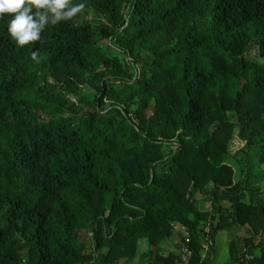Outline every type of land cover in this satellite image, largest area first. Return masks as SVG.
I'll return each instance as SVG.
<instances>
[{"label": "trees", "instance_id": "trees-1", "mask_svg": "<svg viewBox=\"0 0 264 264\" xmlns=\"http://www.w3.org/2000/svg\"><path fill=\"white\" fill-rule=\"evenodd\" d=\"M73 2L101 21L23 48L0 17V264H142L141 240L143 264H176L182 245L213 264L236 226L230 264H264V197L244 200L226 162L258 146L264 163V0Z\"/></svg>", "mask_w": 264, "mask_h": 264}, {"label": "rangeland", "instance_id": "rangeland-1", "mask_svg": "<svg viewBox=\"0 0 264 264\" xmlns=\"http://www.w3.org/2000/svg\"><path fill=\"white\" fill-rule=\"evenodd\" d=\"M76 21L86 20L91 23H98L100 22L99 16H97L93 10L87 9L82 10L75 16ZM104 45H108V42L105 41ZM111 54H115L119 58H123V54L115 49L110 50ZM89 86L85 85L78 89L80 94L88 96L90 94ZM70 101L75 102L76 97L73 95H68ZM247 155H238L236 158H226V162L229 163L234 169V180H241L244 182V200H247L249 190H257L262 196L264 197V163L259 164L258 158L260 155V150L258 146L250 147L247 149ZM165 152H168V149H165ZM245 159V161L243 160ZM243 162V164H241ZM245 177L248 178V181L245 182ZM197 201L200 204V208L202 210H211V204L207 200H203L201 195L197 196ZM220 204L225 206L230 205L227 200H220ZM218 217V215H217ZM217 217L215 218L214 222L216 223ZM174 229L176 233L184 234L183 229L178 224L174 223ZM172 235L168 239H165L160 244V249L164 251V253L169 251H176L178 250V236ZM245 231L240 227H230L225 229L224 231L217 233L216 240H215V253L212 257L213 264H230V256H229V245L231 242L234 243L235 247V254L238 256L241 255L243 252V245L241 237L245 236ZM149 250V246L145 240H141L139 242V258L140 261L146 263L147 261V251ZM121 260L120 262H122ZM132 264H135L133 262Z\"/></svg>", "mask_w": 264, "mask_h": 264}, {"label": "clouds", "instance_id": "clouds-1", "mask_svg": "<svg viewBox=\"0 0 264 264\" xmlns=\"http://www.w3.org/2000/svg\"><path fill=\"white\" fill-rule=\"evenodd\" d=\"M84 8L73 0H0V17L8 15L7 32L23 48L39 42L46 26L68 21ZM31 58L37 59L35 51Z\"/></svg>", "mask_w": 264, "mask_h": 264}, {"label": "built area", "instance_id": "built-area-1", "mask_svg": "<svg viewBox=\"0 0 264 264\" xmlns=\"http://www.w3.org/2000/svg\"><path fill=\"white\" fill-rule=\"evenodd\" d=\"M204 231H208V225H206V227L204 228ZM185 237H186V242L188 241L187 238V233H185ZM211 244V242L209 241L207 244L203 243L202 247L204 248V250L207 249V247ZM180 251H181V255L179 260H177L176 264H188L189 263V258H190V250L186 247V245H182L180 247Z\"/></svg>", "mask_w": 264, "mask_h": 264}]
</instances>
